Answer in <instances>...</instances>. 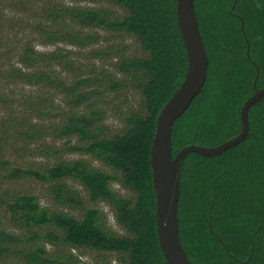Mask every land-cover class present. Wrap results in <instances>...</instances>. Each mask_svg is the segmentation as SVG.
<instances>
[{"label":"trees","instance_id":"trees-1","mask_svg":"<svg viewBox=\"0 0 264 264\" xmlns=\"http://www.w3.org/2000/svg\"><path fill=\"white\" fill-rule=\"evenodd\" d=\"M194 11L207 77L174 122L172 155L237 135L241 105L264 87V0H194ZM39 15L32 31L39 45L53 48L39 52L23 42L6 69L8 79L29 91L16 99L18 115L0 122V264H78L70 253L78 249L117 255L122 264H166L155 230L149 151L156 116L186 69L175 0H40ZM99 32L107 41L132 38L142 53H126L114 42L89 50L93 60H115L109 73L76 66L71 50L60 47H91ZM64 71L71 76L63 79ZM126 88L136 90L140 104L119 111L122 128L112 131L105 124L110 95ZM248 120L240 144L214 157L190 153L181 165L178 233L193 264H264V97ZM58 140H65L63 149ZM62 151L79 157L63 159ZM26 181L45 186L55 204L78 214L42 206L23 188ZM69 181L81 187L87 206ZM112 182L131 196L114 191ZM100 203L125 235L107 226Z\"/></svg>","mask_w":264,"mask_h":264},{"label":"water","instance_id":"water-1","mask_svg":"<svg viewBox=\"0 0 264 264\" xmlns=\"http://www.w3.org/2000/svg\"><path fill=\"white\" fill-rule=\"evenodd\" d=\"M175 18L185 50L186 69L182 81L156 116L149 156L158 247L166 264H193L182 248L178 233L177 207L181 165L190 153L206 158L214 157L244 141L249 131V109L264 97V87L256 89L241 105V129L237 135L211 147L189 144L172 155L171 133L174 122L200 93L206 81L208 67L195 16L194 0H175Z\"/></svg>","mask_w":264,"mask_h":264},{"label":"rangeland","instance_id":"rangeland-1","mask_svg":"<svg viewBox=\"0 0 264 264\" xmlns=\"http://www.w3.org/2000/svg\"><path fill=\"white\" fill-rule=\"evenodd\" d=\"M86 5V4H82ZM100 6H106L111 10L118 12L117 8L112 7L108 4H98ZM88 6H97L88 5ZM40 0H0V122L5 120L8 117L9 113L17 114L19 112L18 103L16 99L19 98V94L23 91H29L27 86H22L20 83H16L12 79L7 78L6 69L9 65L14 64L21 50V45L23 42L32 41L35 49L39 52H44L52 49L53 47H43L39 45V37L37 33L32 31L34 23L40 18L39 15ZM101 35V40L91 47H86L83 49L79 48H68L63 45H60L63 49L71 50L70 57L71 60L77 65L81 66H90L91 70H106L107 72H113L112 64L115 60L103 59V60H93L89 57L88 51L93 48L105 47L110 42H114L115 45H118L119 48L124 47L126 53L129 54H141L142 51L139 48L136 41L132 38L115 35L111 38L110 41H107L108 35L105 32H99ZM18 66V65H15ZM71 73L68 71L61 72V77L63 79L69 78ZM8 98L11 101H14V105L4 102V99ZM61 99V97H59ZM112 104L108 109H106V120L105 124L112 130L117 131L122 128L121 114L118 112H125L126 107H133L136 109L140 104L139 95L134 89L126 88L120 91L115 97L110 95ZM124 101V104H123ZM16 102V104H15ZM6 103V104H5ZM122 105L120 106L119 104ZM119 105V107H117ZM56 146L63 149V144L65 140L55 141ZM63 159H75L79 156L75 154H61ZM91 165L95 168H100L106 171H109L108 168L104 167L102 164L91 160L89 157H85ZM23 188L27 191H31L37 195L42 206L50 207L52 209L69 212L72 215H77L76 210H67L62 206L54 203L52 196L49 194L45 186H41L32 181H26L22 184ZM68 186L76 191L78 197L84 202V205L88 204L85 201L84 193L82 192L81 187L76 182H68ZM111 188L118 192L122 196H131V193L120 186L118 183L112 182ZM101 212H103L107 226L115 232L117 235H125L126 233L118 227L115 223L114 215L112 209L105 203L97 204L96 206ZM48 252L55 250V247L46 246ZM75 261L78 264H122L117 255L111 253H100L90 251L88 249H78L70 251ZM10 264H18L14 260L9 261ZM20 264V263H19Z\"/></svg>","mask_w":264,"mask_h":264},{"label":"flooded vegetation","instance_id":"flooded-vegetation-1","mask_svg":"<svg viewBox=\"0 0 264 264\" xmlns=\"http://www.w3.org/2000/svg\"><path fill=\"white\" fill-rule=\"evenodd\" d=\"M244 263H246V264H247V262H246V261H245V262H243V264H244Z\"/></svg>","mask_w":264,"mask_h":264}]
</instances>
